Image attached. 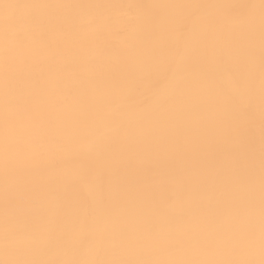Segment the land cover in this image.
Segmentation results:
<instances>
[{"label": "bare ground", "instance_id": "bare-ground-1", "mask_svg": "<svg viewBox=\"0 0 264 264\" xmlns=\"http://www.w3.org/2000/svg\"><path fill=\"white\" fill-rule=\"evenodd\" d=\"M0 264H264V0H0Z\"/></svg>", "mask_w": 264, "mask_h": 264}]
</instances>
